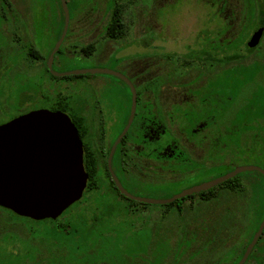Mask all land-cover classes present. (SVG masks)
Here are the masks:
<instances>
[{"label": "rangeland", "instance_id": "1", "mask_svg": "<svg viewBox=\"0 0 264 264\" xmlns=\"http://www.w3.org/2000/svg\"><path fill=\"white\" fill-rule=\"evenodd\" d=\"M13 1L21 12L28 10L46 12L54 2L53 0ZM106 1L89 0L84 3L81 9L84 13L80 15L82 17L73 21V26L82 28V31H74L76 34L74 37L78 40H65L62 43L61 52L57 54L54 63L55 70L100 67L127 74L128 62H133L140 56L141 51H149L148 46L141 44L146 43V39H139L134 34H126L124 38H112L103 34L108 18ZM207 1L133 0L130 6L125 7L121 18L129 23L126 25L127 29L132 28L135 34L141 33L145 36L148 29H152L159 38L156 42L164 45V49L184 45L196 47L203 43L215 42L219 34L220 39L235 37L244 19L243 1L224 0L226 5L221 13L218 12L217 3L210 6ZM2 8L5 7L0 5V10ZM86 16L90 18H84ZM247 24L241 26L246 29ZM262 28L259 41L261 49L258 55L264 49V27ZM255 29L256 26L249 30V36ZM249 36L246 41L249 40ZM1 43L3 44L4 41L0 37V46ZM69 51L71 55L67 53ZM27 66L28 64L19 72L3 70L1 73L0 81L4 84H0V89L6 87V98L12 103L7 99L0 104V120L1 116L10 110L13 111L12 107L16 106L23 80L26 78ZM258 76L257 82H261L262 77L260 74ZM5 79L10 80L11 87L8 88ZM30 79H44L46 94L50 91L47 88L48 84L53 88L58 85V91L62 92L61 95L65 96L70 104H74L80 98H98L100 101L98 105L102 107L103 113L111 112L107 121L112 122L109 134L103 135L100 132L97 134L96 137L101 142L105 139L106 142L107 140L110 142L126 122L127 111L126 109L121 111L120 105L123 101L126 103L129 93L127 88L112 75L87 73L51 79L49 75L44 77V74L37 71ZM75 81L78 85H73ZM51 91L50 94L55 93L53 89ZM31 107L33 105L29 106ZM257 130L259 131H256L254 136L264 133V129ZM256 139L259 140L260 137ZM231 159L233 166L256 162L253 157L248 159L242 155ZM216 164L214 169L207 171L198 179L186 177L180 182L169 184L159 180L135 183L127 180L124 184L135 196L168 199L196 181L218 176L224 166L221 165L220 160ZM143 171L152 172L148 167L142 168ZM104 188L105 185L102 184L99 189L97 188L98 190H95L94 196L91 195L93 192L84 191L82 197L58 218L59 229L49 220L33 222L20 218L13 219L7 212H1L4 220L7 221L9 217L10 223L24 230L23 236L17 238L19 243H16L14 249L19 253H9L8 260L12 264H35L34 257L39 256L44 248H54L62 255V262L59 264H218L223 255L234 245L233 237L224 241L223 234L241 235L243 242L246 241L263 209V205L260 206L257 201L255 203L258 194L251 182L245 190L249 203L240 200V205L237 207L230 206L228 196L222 189L217 191L216 196L209 198L201 199L198 194H194L180 197L174 202L151 204L128 201L114 193V190L109 192V190L104 191ZM263 197L264 191L259 195V199ZM93 202L100 206L96 205L97 209L88 217L89 208L84 210V207L87 203V206H93ZM230 203L233 201L230 200ZM29 227L33 230H28ZM8 234L10 236L3 237L6 241L0 248L1 256L8 253L7 251L10 252L15 245L13 242L17 236L11 230ZM34 239H39L41 245L36 244V247L32 243ZM221 240L222 243H219ZM208 242L215 244L206 249ZM57 254H50L52 261L58 258ZM235 256L234 253L232 258ZM227 262V264L231 263L230 258Z\"/></svg>", "mask_w": 264, "mask_h": 264}, {"label": "flooded vegetation", "instance_id": "2", "mask_svg": "<svg viewBox=\"0 0 264 264\" xmlns=\"http://www.w3.org/2000/svg\"><path fill=\"white\" fill-rule=\"evenodd\" d=\"M127 1L128 0H124L126 3ZM130 1L133 3V0ZM207 2L210 6H214L213 4L217 3L218 12L221 13L222 0H208ZM0 5L5 7L0 10V37L4 41L0 46V76L3 70H11V72L16 70L19 72L20 69H24L23 67L28 64V70L25 74L26 78L23 80L24 82L22 81L23 86L19 93V100L16 106L12 107L13 111L10 110L1 116L0 125L15 117L39 110L60 111L67 114L76 126L81 138L83 158L86 153H90L99 156L102 161L105 160L107 173L103 170L101 176H99L103 184H105L104 191L109 190V192H112L114 190V193H117L110 183L111 180L115 188L119 191L108 170L106 161L111 145L126 124L130 113L132 94L128 84L122 79L114 76V78L120 81L127 90H129L128 100L126 103L123 101L120 105L121 111L126 109L127 118L120 131L110 142H108V140L106 142V139L104 142H101V140L96 137L97 134L99 132L103 135L105 133L106 135L109 134L112 122L107 121L108 118H110L111 112L103 113L102 107L100 104L98 105L100 102L98 98H80L76 100L74 104H70L67 101L68 99L61 95L62 92L58 91V85H55V88H53L52 85L48 84L47 88L50 91L49 94H46V83L44 79H30L32 74L37 71L44 74V77L49 75L51 79L78 75H60V73L75 69L55 70L54 63L57 54L61 52V45L65 40H78V38L74 37V35H76L74 31H82V28L74 27L73 21L81 18L82 16L80 15L84 13V10L69 11L67 31L59 48L53 55L51 68H49L47 65L48 56L61 36L63 24L61 27L60 21L62 19L64 23V12L35 10L21 12L15 6L13 0H0ZM123 11L119 13V17L122 25L126 26L129 23L122 20L121 14ZM106 12L108 18L103 28V34L105 35H107L106 25L112 16L111 11L106 10ZM84 18L90 17L86 16ZM127 28L128 26L122 28L119 37L124 38L126 34H134L138 36L139 39H146L147 42H142L141 44L143 46H148L147 49L149 51H141L140 56L136 57L133 62H128L126 67L127 74L118 71L126 76L134 86L135 112L128 131L121 138L114 150L111 160L112 169L122 186L128 191L129 189L124 184L127 180V182L131 183L145 180H149V182L159 180L169 184L171 182H180L186 177L198 179V177L206 173L207 167L215 163L210 156H216L221 153L219 135L222 130V107L218 91L220 86L218 83L221 79V66L223 63L221 59L222 49L223 47L226 48L223 46V39H220V34H216L217 39L215 42L203 43L196 47L184 45L164 49V45L156 42L159 38L152 29H148L147 34L142 36L141 33H133L132 28L129 30ZM230 38L232 39L234 37ZM48 46H50V49L46 52ZM252 48L256 49L255 55L258 56L257 53H259L261 49L259 48V43ZM230 51L231 50H229V52ZM263 51L264 49L261 50L259 56L263 57L260 61L264 63ZM67 53H69V55L72 54L71 51ZM258 77V75L255 76L253 82L246 86V96H249L255 83H261L262 86L264 85V74L260 76L262 77L261 82H257ZM5 81H7L5 83L8 88L12 86L9 79H5ZM1 83L3 82L0 81V84ZM73 83V85H78L77 81ZM51 89H53L55 93L50 94L52 92ZM5 90L6 87H1L0 89V104H3L7 99L11 102L9 98H6L7 96L5 93H7V91ZM31 105H33V107L29 108ZM132 125L134 126L133 132H129ZM186 131H189L190 134H186ZM144 167L150 168L152 172H142V168ZM210 179L212 178L196 181L192 183L191 186H195ZM87 184L84 191L87 190ZM215 186L185 196L198 194L201 199H204L206 198L205 191L213 188L210 197L216 196L217 191L222 189L228 196L230 206L237 207L240 205V200L249 203L248 196H246V192L243 190L238 188H214ZM97 188L99 189L100 186ZM96 189L90 191L93 192L91 195L94 196ZM92 199L94 200V197H92ZM175 200L176 199L170 202H174ZM230 200H232L233 203H230ZM96 205L100 206V204L93 202V206L84 207V210L85 208H89L88 217L97 209ZM239 209L240 207H238V210ZM3 211L7 212L13 219L20 218L33 222L49 220L53 222L58 229V218L64 212L63 211L56 218L35 219L30 216L18 214L10 208L0 205V213ZM84 216L87 218L86 215ZM7 218V221L4 220L0 214V222L3 223H0V248L6 241L3 237L5 235L10 236V234H8L10 230L17 237L13 242L15 243L14 248L10 252L7 251L8 253L4 256L0 255V264H12V262L8 260L9 253H19V251L14 249L16 248V243H19L18 240L24 233V230L20 229L16 224L13 225L10 223V218ZM28 230L32 231L33 229L29 227ZM222 237L224 241L233 237L232 241L234 245L232 249L234 250L240 248L243 242L241 235L223 234ZM32 243L35 245L39 244V246L41 245L39 239L32 240ZM219 243H222V240ZM214 244L215 243L208 242L206 244V249ZM261 249L262 251L258 252V254L264 256V242H262ZM253 250L250 255L253 253ZM53 253H58L57 255H59L55 260L56 262L51 260L52 257H49L50 254ZM38 255L39 256L34 257L35 264H59V262H62L61 252L54 248H44L41 254ZM218 264H221V262Z\"/></svg>", "mask_w": 264, "mask_h": 264}, {"label": "water", "instance_id": "3", "mask_svg": "<svg viewBox=\"0 0 264 264\" xmlns=\"http://www.w3.org/2000/svg\"><path fill=\"white\" fill-rule=\"evenodd\" d=\"M64 12L61 36L51 50L47 65L51 68L54 53L59 48L68 28L69 9L66 0H60ZM263 32L254 30L247 45L256 46ZM106 73L125 81L132 94L131 108L126 124L114 140L107 156V167L119 191L126 197L151 204L173 201L187 194L206 190L244 171L264 169L254 164L237 165L232 170L210 180L186 188L172 198L139 197L125 189L114 173L111 160L121 138L128 131L135 112V89L129 79L108 68H84L60 73ZM88 173L83 164V146L78 130L69 116L60 111L39 110L0 125V205L18 214L35 219L56 218L72 203L79 200L86 187ZM264 230V215L257 230L236 264H244Z\"/></svg>", "mask_w": 264, "mask_h": 264}, {"label": "trees", "instance_id": "4", "mask_svg": "<svg viewBox=\"0 0 264 264\" xmlns=\"http://www.w3.org/2000/svg\"><path fill=\"white\" fill-rule=\"evenodd\" d=\"M53 1L51 7H49V11L63 13L60 0ZM87 1L89 0H67L69 11H80ZM222 1V10H224L226 1ZM242 1V4H244V19L240 24L237 35L232 39L223 38L222 40L223 46L226 48L223 47L222 49L221 59L223 63L221 66V79L218 83L220 86L218 91L222 107V130L219 135L221 153L216 156H210L215 163L206 168V172L214 169L217 166L216 163L220 160L224 169H221L222 171L218 175L232 170L235 166H233L234 164L231 162V158L241 157V155L248 157V159L253 157L256 160L254 164L264 169V133H261L259 136H254L256 131H259L257 129H264V95H262L264 94V85L255 83L249 96H246L245 93L246 86L253 82L254 77L259 74H264V64L260 61L261 57L255 55L256 49L249 47L246 41L250 29H253L255 26L257 28L264 27V0ZM131 4L132 1L130 0L127 3L124 0L106 1L107 11L112 12L111 19L106 25L107 35L109 37L117 38L120 36L123 25L120 21L119 13L124 10L126 5L129 6ZM245 23H248L246 29L241 26L245 25ZM62 24L63 20L61 19V27ZM229 50L231 51L229 52ZM133 127L132 125L129 132H133ZM186 134L189 135L190 132L186 131ZM256 137H260V139L258 140ZM83 164L85 171L89 175L87 190L92 191L103 184L99 176H101L103 170L107 173L105 160L102 161L99 156L86 153L83 158ZM250 182L258 194L255 203L257 201L260 206L263 205V209L249 239L257 230L264 215V197L259 199V195L264 191V175L258 171H244L214 187L238 188L245 192ZM110 183L119 196L128 201L136 202V200L129 199L121 194L111 180ZM212 190L213 188L205 191L206 198L210 197ZM249 239L242 242L240 248L237 250L230 249L226 252L221 259V264H227V259L229 258L231 260L229 264H236ZM262 242H264V231L254 247L253 253L244 264H264V256L258 254V252L262 251ZM234 253L236 256L232 258Z\"/></svg>", "mask_w": 264, "mask_h": 264}]
</instances>
